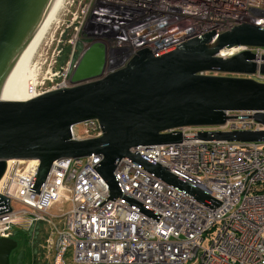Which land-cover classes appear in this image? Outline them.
Segmentation results:
<instances>
[{"label":"built area","instance_id":"1","mask_svg":"<svg viewBox=\"0 0 264 264\" xmlns=\"http://www.w3.org/2000/svg\"><path fill=\"white\" fill-rule=\"evenodd\" d=\"M73 1L75 11L60 32L53 62L34 93L31 89L34 96L73 86L71 74L92 42L105 46L104 76L143 50L159 53L205 32L222 33L243 23L264 28V0ZM244 50L254 53L257 64L249 77L264 82L258 70L264 47L233 45L217 56ZM62 55L66 57L60 63ZM47 81L50 87L44 86ZM225 114L222 124L164 131H180L179 142L129 149L208 192L209 198L199 200L122 158L114 176L148 214L126 199L109 198L97 171L100 155L54 160L38 192L32 184L39 160L8 159V181L0 183V194L9 199L10 210L5 211L7 205L0 200V237H12L14 228L24 223L26 228L47 224L36 252L43 264H264V141L198 137L206 131H258L264 126L251 111ZM82 126L80 138L71 126V139L102 134L98 119ZM64 202L69 203L67 209ZM56 204L61 207L52 211Z\"/></svg>","mask_w":264,"mask_h":264},{"label":"water","instance_id":"2","mask_svg":"<svg viewBox=\"0 0 264 264\" xmlns=\"http://www.w3.org/2000/svg\"><path fill=\"white\" fill-rule=\"evenodd\" d=\"M56 1L0 0V179L8 159L36 158L39 166L32 186L38 192L54 160L95 154L102 157L97 171L108 186L109 198L126 199L144 213L151 212L129 198L114 176L122 158L199 200L209 198L208 192L129 149L179 142L180 131H164L222 124L228 117L225 111H251V117L264 126V82L249 77L257 70L254 53L244 50L227 58L217 56L219 50L233 45L264 47V28L243 23L222 33L205 32L159 53L143 50L125 67L104 76L105 46L92 42L71 74L73 86L28 100L4 99ZM258 70L264 74V62ZM89 119H98L102 134L71 139V126ZM198 137L262 142L264 129L206 131ZM0 200L9 211V199L0 194ZM16 247L14 238L0 237V264H10Z\"/></svg>","mask_w":264,"mask_h":264},{"label":"bare ground","instance_id":"3","mask_svg":"<svg viewBox=\"0 0 264 264\" xmlns=\"http://www.w3.org/2000/svg\"><path fill=\"white\" fill-rule=\"evenodd\" d=\"M64 0H57L42 24L40 25L38 31L36 32L34 38L32 39L30 45L28 46L19 66L17 67L10 83L5 93L4 99L9 100H28L34 96V88L38 84V75L35 66L32 64L37 48L41 41L45 37L47 31L51 28L52 23L55 21L56 16L61 9ZM31 89L33 90L31 92ZM87 139V138H83ZM69 158V157H65ZM79 159V158H73ZM59 160V159H57ZM6 171V170H5ZM6 181V182H5ZM8 181L7 171L4 172V176L1 177L0 183L6 184ZM143 221V220H142Z\"/></svg>","mask_w":264,"mask_h":264},{"label":"rangeland","instance_id":"4","mask_svg":"<svg viewBox=\"0 0 264 264\" xmlns=\"http://www.w3.org/2000/svg\"><path fill=\"white\" fill-rule=\"evenodd\" d=\"M64 5H62L61 9L59 10L55 21L52 23L51 28L47 31L45 34V37L41 41L40 45L37 48L34 60H33V65L35 66V69L37 70V75H38V80L42 81V77L44 76V71L46 70L47 66L53 62V52L56 46V43L60 39V32L63 28H65L66 24H69L70 19L72 17L71 13H74L75 7H76V1L72 0H64ZM65 36V33L63 34ZM64 55H62L59 59V62H62V58ZM57 81V80H55ZM45 87H50L51 84L50 82H46L44 84ZM74 133L77 138L84 136L83 134V126L82 123H78L73 125ZM82 140V139H80ZM61 207V204H56L55 207H53L52 211H56L58 207ZM62 206L67 209L69 207V203L64 202ZM41 223V222H39ZM36 223L32 224L30 227L26 228L24 227L26 223L23 224L22 229L28 230L29 228L33 227ZM44 227V236H45V230L48 228L47 224L46 227L42 223ZM19 228V227H17ZM43 236V238H44ZM42 238V240H43ZM41 240V241H42ZM40 244V243H39ZM38 244V245H39ZM208 243L206 242L205 245ZM36 264H43L42 261L36 259Z\"/></svg>","mask_w":264,"mask_h":264},{"label":"trees","instance_id":"5","mask_svg":"<svg viewBox=\"0 0 264 264\" xmlns=\"http://www.w3.org/2000/svg\"><path fill=\"white\" fill-rule=\"evenodd\" d=\"M66 55L63 56L64 60ZM42 223H36L28 230L14 228L12 238L17 241V247L12 250L10 264H36L38 244L44 236Z\"/></svg>","mask_w":264,"mask_h":264}]
</instances>
